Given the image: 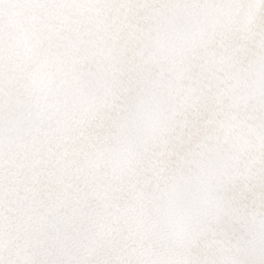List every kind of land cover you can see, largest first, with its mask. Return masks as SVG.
<instances>
[{
  "label": "snow or ice",
  "instance_id": "6c2138e0",
  "mask_svg": "<svg viewBox=\"0 0 264 264\" xmlns=\"http://www.w3.org/2000/svg\"><path fill=\"white\" fill-rule=\"evenodd\" d=\"M0 264H264V0H0Z\"/></svg>",
  "mask_w": 264,
  "mask_h": 264
}]
</instances>
